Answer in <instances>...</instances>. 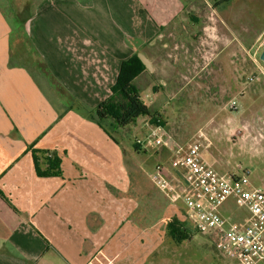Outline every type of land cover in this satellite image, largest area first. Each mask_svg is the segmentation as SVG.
Masks as SVG:
<instances>
[{"label": "crops", "instance_id": "1", "mask_svg": "<svg viewBox=\"0 0 264 264\" xmlns=\"http://www.w3.org/2000/svg\"><path fill=\"white\" fill-rule=\"evenodd\" d=\"M229 1L87 0L83 6L74 0H27L23 5L0 0V192L4 197L0 198V230H17L21 221L14 222L16 213L26 218V228L36 232L42 228L65 238L61 228L68 225L63 203L67 185L74 184L78 200L97 197L90 187L105 180L107 174L100 175L98 169L108 167L114 154L113 142L95 121L93 109L110 95L121 63L134 54L149 64H143L145 70L134 84L147 82L156 111L163 109L160 100L171 96L182 105L209 107L205 125L217 118L227 120L228 104L232 117H243L247 111L253 118V133L264 131V127L257 129L259 123L264 125V113L255 114L259 95H252V103L245 107L250 100L236 82L244 69L256 75L249 77L252 80L264 81L259 60L264 48H258L264 24L253 19L245 25L239 14L227 13ZM20 8L29 16L23 31L13 38L9 14L14 16ZM244 41L252 42L248 50ZM245 56L251 68L243 64ZM15 58L27 61V69ZM35 59L43 61L48 80L55 85L51 92L72 103L65 104L61 117L47 106L46 95L31 75ZM186 75L188 82L183 83ZM73 106L86 110L88 117L74 113ZM214 130L217 127L212 126L209 131ZM28 149L54 152L61 161V176L37 177ZM103 151L108 152L107 160L98 162L93 156ZM238 213L232 215L235 220L243 218ZM25 245L26 256L5 250L0 255L10 259L0 256V264H35L33 251Z\"/></svg>", "mask_w": 264, "mask_h": 264}, {"label": "rangeland", "instance_id": "2", "mask_svg": "<svg viewBox=\"0 0 264 264\" xmlns=\"http://www.w3.org/2000/svg\"><path fill=\"white\" fill-rule=\"evenodd\" d=\"M17 1L23 5L27 0ZM74 1L84 6L87 0ZM230 1L226 4L229 7L227 13L239 14L247 26L252 24L250 21L253 19L261 26L264 24V0ZM28 16L22 8L16 10L14 16L9 14L14 25L13 38L23 31ZM251 43L243 42L245 50ZM256 52H259L258 49ZM246 56L243 64L251 68L252 62ZM15 59L25 68L28 65L21 58ZM260 64L264 67L262 62ZM32 66L31 75L46 95L47 106L59 117L63 116L65 104L70 107L71 101L62 100V96L56 97L51 92L56 90L55 85L48 80L49 74L44 70L43 61L35 59ZM241 73H238L236 82L249 100L252 95H259V101L255 102L257 108H254L259 109L255 114L262 115L264 81L255 78L248 81L255 75L250 69ZM184 77L182 82L187 83L189 77ZM158 80L154 85L156 89ZM136 86H139L140 99L157 114L158 121L151 123L141 118L124 128H111L106 120L102 121L113 138L111 143L114 146L110 150L114 158L111 157L108 167L98 169L100 175L107 174L105 180L90 187L92 193L98 192V199L78 200L74 184L67 185L68 197L63 203L64 208H68L65 218L68 225L61 228L65 230V238L62 234L56 233L55 236L42 228L37 229L38 232L31 227L26 228V218L14 213V222L20 220L21 225L17 230H0V253L11 250L16 256L15 250H18V256L24 257L23 244H26L25 247H29L35 255V264H264V260L254 256L242 257L214 247L206 236L196 232L191 220H186L183 207L189 187L180 162L195 145H200L201 157L219 176L226 179L232 173L241 174L246 170L250 185L264 189V139H257L261 130L256 133L251 131L253 118H248L247 111L243 117H232L226 104L227 120L217 118L204 125L209 107L187 102L182 105L178 99L170 100L169 96L160 100L158 104L164 106L158 112L154 92L146 88L147 82L143 80ZM251 101L245 103V107L250 106ZM72 111L82 118L88 117L87 111L79 106H73ZM92 118L88 119L91 121ZM212 126L217 130L210 132ZM258 126L257 129L264 127L261 123ZM107 153L98 152L97 157H93L98 162H104ZM239 210L234 205L228 206V211L236 217ZM171 219L183 224L192 235L190 239L174 242L169 237L166 224ZM46 241L50 245H46ZM0 256L4 260L10 259L9 255Z\"/></svg>", "mask_w": 264, "mask_h": 264}, {"label": "built area", "instance_id": "3", "mask_svg": "<svg viewBox=\"0 0 264 264\" xmlns=\"http://www.w3.org/2000/svg\"><path fill=\"white\" fill-rule=\"evenodd\" d=\"M259 47L264 48V39ZM261 75L264 77V71ZM257 139H264V131L257 133ZM180 165L189 187L183 199L186 220L193 222L196 232L216 248L264 260V189L250 185L246 170L226 179L219 176L203 161L200 145H195ZM229 204L240 209L241 220L232 217Z\"/></svg>", "mask_w": 264, "mask_h": 264}, {"label": "trees", "instance_id": "4", "mask_svg": "<svg viewBox=\"0 0 264 264\" xmlns=\"http://www.w3.org/2000/svg\"><path fill=\"white\" fill-rule=\"evenodd\" d=\"M144 70L145 67L136 54L123 61L119 67L116 82L110 89V95L93 109L96 122L111 140L113 138L106 131L102 121L106 120L111 128H124L141 118H146L151 123L158 121L157 114L140 99L139 90L134 84V79ZM31 157L37 177L61 176V161L54 152L32 150ZM0 198L4 199L1 192ZM166 229L174 242L188 240L192 236L178 220H169Z\"/></svg>", "mask_w": 264, "mask_h": 264}, {"label": "water", "instance_id": "5", "mask_svg": "<svg viewBox=\"0 0 264 264\" xmlns=\"http://www.w3.org/2000/svg\"><path fill=\"white\" fill-rule=\"evenodd\" d=\"M138 58L141 60L143 64L149 66L148 62L145 60V58L142 55H138ZM259 60L264 64V49L260 53Z\"/></svg>", "mask_w": 264, "mask_h": 264}]
</instances>
